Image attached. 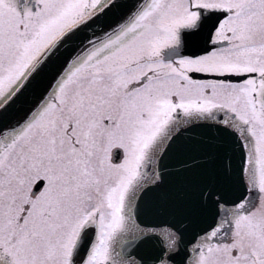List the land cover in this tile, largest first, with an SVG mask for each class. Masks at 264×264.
<instances>
[{
  "label": "snow or ice",
  "instance_id": "1",
  "mask_svg": "<svg viewBox=\"0 0 264 264\" xmlns=\"http://www.w3.org/2000/svg\"><path fill=\"white\" fill-rule=\"evenodd\" d=\"M0 264H264V0H0Z\"/></svg>",
  "mask_w": 264,
  "mask_h": 264
},
{
  "label": "water",
  "instance_id": "2",
  "mask_svg": "<svg viewBox=\"0 0 264 264\" xmlns=\"http://www.w3.org/2000/svg\"><path fill=\"white\" fill-rule=\"evenodd\" d=\"M184 155L185 154L181 153L177 157L170 159L168 161L169 166H173L175 164V159H182ZM142 218H150V219L156 221V223L154 225L165 224V220H166V217L163 214H159V215H155V216H151V217H142Z\"/></svg>",
  "mask_w": 264,
  "mask_h": 264
},
{
  "label": "rangeland",
  "instance_id": "3",
  "mask_svg": "<svg viewBox=\"0 0 264 264\" xmlns=\"http://www.w3.org/2000/svg\"><path fill=\"white\" fill-rule=\"evenodd\" d=\"M143 182H144V181H143ZM145 182H146V180H145ZM131 198H133V196H132Z\"/></svg>",
  "mask_w": 264,
  "mask_h": 264
}]
</instances>
